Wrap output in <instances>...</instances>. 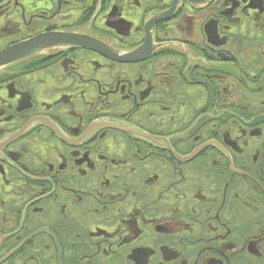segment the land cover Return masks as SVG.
I'll return each mask as SVG.
<instances>
[{"label": "flooded vegetation", "instance_id": "flooded-vegetation-1", "mask_svg": "<svg viewBox=\"0 0 264 264\" xmlns=\"http://www.w3.org/2000/svg\"><path fill=\"white\" fill-rule=\"evenodd\" d=\"M217 1H194L195 5H200L195 6V10L206 13L219 10L217 13L223 14L218 19L216 12L212 13L204 21V43L210 49L215 45L222 48L219 41L221 42L222 34L226 31L228 37L232 34L239 37L240 34L239 38H244L247 30H241L242 26H248L249 22L252 27L254 23L242 8L231 14L225 4L229 0ZM239 1L241 0H237ZM255 1L252 7L264 9L262 1ZM3 2L5 0H0L1 5ZM164 4L173 5V22L181 20L186 0H173L170 3L165 1ZM14 7L17 8L18 4H14ZM32 11L35 18L41 20L36 13V6ZM178 13L180 16H177ZM49 16L58 20L51 14ZM231 18L238 20L233 26ZM120 19L123 17L118 20ZM210 19L218 21L222 26L219 36L215 25L209 26ZM65 21L71 24L72 19ZM256 21L257 25L261 23L259 18ZM62 22L63 20L59 23L56 21L55 24L60 26ZM50 23H47L45 30L39 29L36 32L50 29L53 26ZM98 26L99 29L93 27L90 30L88 27L84 31L88 29L92 38H100V41L113 46L117 52V47L123 40L116 32L127 34L125 32L129 27L120 31L117 25L113 30L107 24L105 28ZM225 27L227 30H224ZM150 34L153 40L158 32L153 28L148 36ZM20 36L17 31L12 34V38ZM251 37L257 40V36ZM231 46L229 44L222 50L227 53L225 60L232 62L238 59L233 56L237 51ZM74 50L65 49L61 55L65 62L68 61V67L75 70L77 66L74 62L80 61L84 64L83 67L90 66L93 69L89 79L80 81L76 94L81 99L78 102L83 104L84 100L88 110L81 113L76 107L68 114L69 110L66 116H72L66 119L64 115L59 120L61 128H57V134L48 129V125H43L44 127L39 128L44 132L41 135L29 139L31 131L20 140L10 141L7 138L14 132L0 128V264H223L229 261L226 255L231 257L236 252L239 256L234 261H229L230 264H258V259L261 262L263 257L255 256L256 260H253L247 257V253L250 250L259 251L264 244V231L260 227L264 223L260 220L263 209L258 202L261 195L254 190L257 182L252 177L257 179L259 185L262 184L264 191V89L246 88L240 91L242 94L230 95V90L220 87L218 101L214 95L204 92L205 94L197 97L200 103L191 104L193 107L186 110L188 103L182 101H186L184 95L190 96L193 88L190 89L189 85L184 87L179 84L178 79L172 84V89V85L167 82L168 77H161L153 85L147 84L146 89L137 95L128 85L120 86L116 76L113 79L116 82L110 84H103L99 80L94 73L95 65L98 64L96 59L110 62L104 58L107 56L96 54L90 49L81 50L79 54L74 53ZM61 56H57V59ZM108 68L111 69V65ZM243 68L247 70V64ZM16 69L17 71L1 73L0 82L6 79L7 86L12 80L15 87L9 86L5 90L6 87L0 84V127L6 120L13 125L25 124L37 117L30 115L44 108V104L38 99V103L34 102V97L33 104H28L27 98H21L25 93L32 94L33 89L29 90L21 85L24 74H19L18 67ZM223 71L231 72L228 68ZM75 74L74 71H68L70 76ZM25 80L26 84L35 81L41 85L36 77L25 75ZM140 80L142 83L145 81L138 79L132 85H140ZM95 85L101 86L98 88L96 101L93 102L92 97L88 100L87 95L91 86ZM123 86H127L126 89ZM204 86L215 90L211 81L205 82ZM123 90L127 91L125 96H121L124 100H115L113 104L111 102V111L122 108L121 114L131 120L127 123L139 126L146 125L148 112H157V119L164 117L159 122L160 126H148L146 129L158 136L157 127L165 131L172 128L170 145L164 144L163 140L167 136L162 134L155 140L162 146L150 143V135L141 132L140 135L146 138L139 137L138 129H133L129 124L123 125L127 127L123 129L127 132L121 133L115 123L103 122V126L97 123L95 107L108 103L103 101L106 97L100 95L110 97L115 92L120 95ZM133 93L135 95L131 99ZM172 94L173 99L170 98ZM174 100L173 112L180 121L166 126L167 120L172 123V117L163 112L164 104ZM222 109L226 110L229 121L234 117L232 113L239 112L237 129L242 137L240 143L244 145L243 149H239L238 142L231 136L230 123L221 121L219 111ZM58 113H65V109H58ZM92 125L96 128L91 131L93 135L87 134L78 145L80 148L65 140L79 139ZM99 125L102 127L97 129L96 126ZM215 129H225V135H230L229 139H222ZM59 133L66 134L67 138H57L61 136ZM111 138L119 140V143L110 142ZM93 139L95 140L92 141ZM121 140L127 148H120ZM228 145L239 149L234 150L237 153L236 159V154L231 158L227 155V149H231ZM171 146L184 159L198 149L201 150V155L187 161L178 159ZM251 146L254 150L252 158L248 152ZM231 164L239 168L241 173L236 178H228L227 175L231 174H225L229 183L226 186L233 185L232 189L242 196L245 204L238 202L234 206L229 205L230 197L223 188L225 184L222 179L225 176L220 175L224 169H232ZM212 169L217 171L209 175ZM232 179L234 184H231ZM247 183H252L251 186L254 187H247ZM250 191L255 195L252 196ZM211 193H221V203L212 200L211 196L214 194ZM253 224L260 231L253 230ZM232 245L236 246V250L231 248Z\"/></svg>", "mask_w": 264, "mask_h": 264}, {"label": "rangeland", "instance_id": "rangeland-1", "mask_svg": "<svg viewBox=\"0 0 264 264\" xmlns=\"http://www.w3.org/2000/svg\"><path fill=\"white\" fill-rule=\"evenodd\" d=\"M100 1H101V6L99 12L95 15L93 19L91 29L93 27L99 29L100 27L98 25L104 27L106 26V24L107 26H109V29L111 30H113L116 25L118 27V30L120 31L126 30L129 27V30L125 32L127 34L116 32V35H118L119 38L123 40L122 44L125 47L126 44L128 43L127 48H131L136 45L142 44L146 40L147 32L145 29V18L147 14L154 9L164 10L169 8L172 5L169 6L167 4H164V2L168 1L170 3L173 0H100ZM215 1L217 0H213V2ZM222 1L223 0H218L217 2H222ZM254 1L255 0H241L237 2V0H234L233 2V0H229L228 2L225 3L229 7V11H231V14L235 10L238 11L242 8L245 13H248V19L251 18V20H254L252 27L249 22H247L248 26H245L246 28L242 26L241 30L243 29L247 30V32H245L246 36H243L244 38H242L244 39V42L242 41L241 38H239L240 34L239 37H234V34H232L229 36L230 37L229 38L228 33L226 31V33L222 34V38L220 39L221 42L219 41V43H221V47H222L221 49H220V45H215L213 49H210V47L207 48L204 43L205 39L203 37V26L206 22L205 20H207L208 19L207 16L209 17L212 13L214 14L216 12V15L219 17L218 19H221L223 14L217 13L219 10L212 11V13L200 12V10H195L190 0H186L187 4L185 9H183L184 15L180 18L181 20L176 19V21L173 22L171 20L172 18L171 15L165 19L157 20L154 23L155 29L158 32V34H155V41L156 42L180 41L187 43L195 47L197 50H199V52L202 55H204L205 58L209 61H229V60H225L227 58V53L222 49H226L225 47H228V45L230 44L232 45L231 47L233 48V50L237 51L236 53L233 54V56L238 59L232 62L238 63V66L246 80L251 81L253 84H257L261 79L262 75L264 74V35L258 37L260 34H264V9H258V7H252V3ZM261 1L264 3V0H260V2ZM14 4H18V7L15 8ZM97 4H98V0H64V1L59 0V3H57V0H8L7 3L0 6V49H4L10 46L11 44L18 43L22 40H26L30 37L42 33V32L37 33L36 30L39 29L45 30V26H47L48 22H51L50 25L53 26H51V28L48 27L50 29L46 28L47 30L44 32H52L55 31L56 29L61 30L64 28H75L78 26H82L84 23H86L91 19L92 15L94 14L97 8ZM56 5H58V7H56ZM35 6H36V13L41 20H37V18H35L33 14L34 11H32V9L35 8ZM49 14L53 15V18H58V20L50 18ZM177 16H180V13H178ZM121 17H123V19L118 20ZM256 18L260 19L261 23H259V25L256 24L257 23ZM60 19L61 21L63 20V22L59 26L57 25V23L55 24V22L56 21H58V23L61 22ZM70 19H72L71 24L70 22L67 21L64 22V20H70ZM237 22L238 20L231 18L230 23H232V26ZM210 25L213 26L215 25V28L217 30V35L222 32V26L219 24L218 21H211L210 19L209 26ZM58 26L61 29H59ZM231 29L232 27H230V30ZM224 30H227V28L225 27ZM14 31H17L18 33L21 34L20 37H15V38H22V39L17 40L15 38H12V34ZM251 36H255V37L257 36V40L252 39ZM70 48H74L75 49L74 53L77 54H79L81 50L90 49L93 50L94 53L96 54L99 53L102 56H107L104 58L109 60L110 62H107L103 59H96L98 64L100 65L98 66V64H96L95 65L96 68H94V73L98 75L99 80L103 84L105 83L110 84L111 82H116L115 80H113L114 77L116 76L118 77V81H119L118 84H120V86L128 85L129 88L133 89L135 94L138 93L137 95H139L141 91L146 89L147 84L153 85L152 83L159 81L158 79L161 77L163 78L167 76L168 77L167 82L170 85H172L178 79L179 84H182L184 87L189 85L190 89L191 87L193 88L190 96L184 95L186 101H182L188 103V105H186L187 106L186 110H188L192 106L191 104L200 103L197 97H200L204 92L210 93L212 95L211 89L204 86L205 85L204 82H190L189 79L185 76L184 69L187 64V60H186L187 53L180 52L179 50H173L166 47L161 51L156 52L151 56L142 59H138L134 61H121L114 59L91 47L76 46V47H69L68 49ZM63 51L54 55L44 54L41 58L32 60L30 62L18 66L9 67L10 71L12 70L17 71L16 67H18L19 68L18 71L21 70L19 71V74L21 75L22 73L24 74V78H23L24 82L21 83V85L25 86L26 88H29V90L33 89L31 91L32 94L25 93L24 96L23 95L21 96V98L23 100L27 98L29 101L27 103L33 104L32 98L34 97L35 103L36 102L38 103V101L36 100L38 99L40 102L44 104L42 105L44 106V108H41L40 111H37L36 114L30 115V117H33L35 115H49V116L53 115L54 117H52V119L55 122H57V124H59V120H62L64 118V115L66 116L69 110L70 111L68 112V114L71 113V111L76 107L79 108L78 110L81 113L88 110V108L84 103V100H83V104L82 102H78L81 99H79V97H76V94L78 93L77 86L80 84V81L82 79H89L91 76L90 73L93 71V69L90 68V66L83 67L84 64L80 61L74 62L77 66L75 70L70 69L68 67V64H66V62L68 61L65 62L64 57L61 56L64 54ZM221 51H223L225 54L224 53L222 54ZM57 56H61V57L57 59L58 58ZM55 64L56 66L53 67V65ZM244 64H247V70L243 68ZM108 65H111V69L108 68ZM58 67H60L59 70ZM68 71H74L76 74L70 76L68 75ZM200 71L202 72V75ZM190 74L192 76H201L207 78L211 82H213L216 94L218 93V89L220 87H224L227 90H230V95L242 94L240 93V91H244V89L246 90V88L252 89L245 83V81L240 76L231 72L224 73V71L220 69H208L202 65L194 64ZM25 75H27V77H36V80H40L39 83L41 85H38L35 81L26 84ZM180 77L182 78V80ZM138 79H144L145 81L142 83V80H140L139 81V83H141L140 85H132L133 83H137L136 81ZM211 79H213V81ZM0 84L5 86L7 84V80L4 79L2 82H0ZM262 85H263L262 87H259L254 90H258L261 88L264 89V82L262 83ZM9 86L11 88L15 87V85L12 84V80H10L9 84L5 86L6 87L5 90H7ZM100 86L98 87L96 85L91 86V89L88 92L89 95H87L88 100L89 98L92 97V101L94 102V100L97 98V94H98L97 92ZM123 87L126 89L127 86H123ZM166 89L169 88L167 87ZM172 89H174L173 85H172ZM124 91L125 90H123L122 94L120 95L118 94V92H115L114 96L113 93L110 92L111 93L110 97H107L105 95H100L101 97H106V99H104L103 101H108V103L105 104L101 103L102 106L98 105L97 107H95L97 109L96 110L97 118L103 116H115V117L125 118V121L128 122L131 121L129 119H126V116L122 115L123 114L122 108H117L115 111H111V107H110L111 102L113 104L115 103V100L116 101L124 100L123 97L121 98V96H125L127 94V91L125 92ZM164 92L166 93V90ZM134 93L131 95V99L134 97L135 95ZM170 98L173 99V94L170 96ZM208 99L211 101L209 97ZM63 102H67V103H63ZM172 104L175 106V100L166 101V105L164 104L163 112L165 113V115H170L172 117V123L170 124V120H167L165 122L166 126L175 125L180 121V119H177L175 117V112H173ZM63 108L65 109V113H58V109L60 110ZM156 113H154L153 111L152 113L148 112L149 114L148 119H146L148 123L146 122V125L142 124V126L139 125L137 126L142 128L146 132L153 134L146 128L148 126L153 128L154 125L160 126L159 122H161L164 118L162 116V119H157L156 116L158 115H156ZM71 116L72 115L66 116V119L67 118L70 119ZM196 118L197 116L194 117V119ZM220 119L222 122L230 123L229 128L233 134V135L231 134V136H233V139L238 142L239 149L240 148L243 149L244 145L242 146L240 143L242 137L240 136L237 129V124L239 125L238 123L239 116L237 114H234V117H232L230 121L228 117L225 119L223 117H220ZM24 125L25 124L23 123L13 125L11 121L6 120L4 124L2 122L0 128L2 130H16L22 128ZM43 125H47V124L44 123L37 124L33 126L31 129H29L26 133L20 135L15 140H20V138L24 137L28 132L31 131L32 132L30 134H32V136L31 137L28 136L29 139L41 135L43 131L39 128L44 127ZM48 129H50L54 134H56V132L51 126H49ZM117 129L121 133L127 132L118 127ZM157 129H158V135L159 134H162L163 136L172 135L171 132L173 131L172 128L168 130L166 129V131L162 130L161 127H157ZM215 131L224 140H228L230 137V135H228V137L225 135L226 133L225 129H221V130L215 129ZM234 131H237L238 133L235 134ZM70 133L73 134V131L70 130ZM45 136H47V133L45 134ZM57 138H59V136H57ZM95 139H93L92 141H94ZM61 140L63 139L61 138ZM112 141H117L119 143V140H114L113 138H111L110 142ZM136 141L138 142L139 140ZM252 141L254 143V139ZM120 144H121L120 148L121 146L127 148L123 140L120 141ZM8 145L6 147H8ZM71 145L74 146L73 144ZM76 145L78 146L79 144ZM78 147L80 148L81 146ZM227 147L228 148L231 147V149H233V151H231L230 148L227 150L231 154V156L236 154L234 157L236 159L237 153L234 150H239V149H237L235 146L232 145H228ZM253 151L254 150L252 149L251 146V149L248 151L250 152L251 158L254 156ZM199 152H201V150H198L196 154H194L191 158L187 160H190L192 158L201 155ZM184 165H186V163H184ZM215 171L217 170L212 169L209 175L213 174V172ZM228 173L231 174L230 176L227 175L228 178H230L231 176L236 178V175H238L241 172H237L233 169L230 170L224 169L221 172L222 175H220V177L225 176L226 179L225 174ZM163 177L165 178V176ZM252 177L257 182L256 184L251 179V181L254 184H256L255 186L256 188L254 190L259 192L261 195L258 202L262 205V209H263L261 212L262 216H260V220L264 222V205H263L264 191H262L263 186L262 184L261 185L258 184V181L257 179L254 178V176ZM171 178L172 177H169V179ZM224 180L222 179V183L225 184L223 188L225 189V191L228 192V197H230L229 205L234 206L238 202L241 204H245L242 196L237 195V192L232 189L233 185L227 187L229 185V183H227L228 180L227 179L225 181ZM232 183H233V179L231 180V184ZM242 185L244 186V181H242ZM246 185L247 187H254L251 186L252 183H247ZM211 199L219 201L221 203L222 194L215 193L214 195L211 196ZM260 227H262L261 229L264 231V223H261ZM257 228L258 227L255 224H253V230ZM234 229H237V227L234 226ZM257 230L260 231V229ZM239 238H242L243 240L245 239L244 237H240V236ZM242 239L240 241H243ZM231 248L236 250V246L234 245H232ZM243 252L245 253V251ZM237 256L239 255L236 252V254H233L231 257L226 255V258L229 259V261H234V259H236ZM255 256L264 258V244L261 248H259V251L253 252V250H250V252L247 253V257L249 259L256 260ZM229 261L223 264H230ZM256 261L258 264H264V259L261 262H259V259Z\"/></svg>", "mask_w": 264, "mask_h": 264}, {"label": "water", "instance_id": "water-1", "mask_svg": "<svg viewBox=\"0 0 264 264\" xmlns=\"http://www.w3.org/2000/svg\"><path fill=\"white\" fill-rule=\"evenodd\" d=\"M190 1L194 7L200 6V5H195L194 1L196 0H190ZM7 2L8 0H5V2H3L2 5ZM2 5L0 4V6ZM100 6H101V1L98 0L97 8L94 14L92 15L91 19L87 21L86 23H84L82 26H78L75 28H64L61 30L56 29L55 31H52V32H42L26 40H22L18 43L11 44L10 46L4 49H0V77H1V73L10 71L9 67L18 66V65L30 62L32 60L41 58L44 54L54 55L65 49H68L69 47H76V46L91 47L114 59L121 60V61H134V60L142 59V58L151 56L152 54L159 52L162 49L167 47L173 50H179L180 52L187 53V57H186L187 64L184 69V74L189 79L190 82H204L205 83L207 81H210L207 78H204L201 76H192L190 74L194 64L202 65L208 69L224 70L228 68L230 69L231 73H234L240 76L246 82V84L252 89H257L261 87L262 83L264 82V74L262 75L261 79L259 80L257 84H253L251 81L245 79L244 75L242 74L238 66V63H234L231 61H209L205 58L204 55H202L199 52V50H197L195 47L187 43L180 42V41L156 42L155 36L152 40L151 38L152 34H150L149 36L148 34L153 31V28L155 29V27H153L154 23L157 20L165 19L171 16V13L174 12V10L172 9L173 5L164 10H161V9H158V11H155V9L151 10L147 14L145 18V29L147 32V37H146V40L142 44L136 45L131 48H126L123 44H120V46L117 47L118 51L116 52L113 46L111 47L106 42L100 41V38L98 37L92 38L90 33H88V29L84 31V28H88V27L91 30L93 19L95 15L99 12ZM237 72H240V74ZM211 93L212 95H214L215 100L217 101L218 98H217L216 91L215 90L212 91L211 89ZM232 114H237L239 116V112L232 113ZM219 115L220 117H223L224 119L227 118L226 110L224 109L220 110ZM44 116L46 115H37V117L33 118L34 120H28L22 128L12 130L14 133L12 134V136L7 138V140L11 139L10 141H12V140L17 139L20 135L26 133L33 126L40 124V123H44V124L51 126L54 129V131L56 130L55 132H57L58 130L57 128H61L60 125L57 124V122H55L52 118H48ZM103 122H108L109 124L115 123V125H117V127L121 129L127 128V127H124L123 125L129 124L127 123L128 121H125V118H120V117H115V116H103L97 119V123L102 124V126L104 125ZM102 126L99 125V127L98 126L96 127L97 129H99ZM129 126L134 127L133 129L135 128L138 129L139 132H137V134L139 137L146 138V137H143V135H140V133L141 132L147 133L148 135L151 136L150 137L151 140L149 139V142L155 145H159V142L155 140L160 135L157 136V135L150 134L146 132L145 130H143L142 128L138 127L137 125L129 124ZM95 129L96 128L93 127V125L88 127L85 133L79 137V139L69 138V137L68 138L70 140L65 139L67 137L65 136L66 134H63V133H59L61 135L59 137H61L62 139H65L67 142L71 144H80L84 141L86 135L88 134L91 136L93 134L91 131ZM159 138L163 140L161 137ZM170 140H171L170 137L167 136L163 140L164 144L169 143L170 145ZM159 146H162V145H159ZM218 146H221V145L218 144ZM171 150L175 152L174 154L179 159L187 160L191 158L194 154H196L199 149L195 151L193 154H191L190 157L185 158V159L180 157V155L176 154V151L173 150L172 146H171ZM227 155L230 158L232 157L229 152ZM231 168L237 172H240L239 169L233 166V164H231Z\"/></svg>", "mask_w": 264, "mask_h": 264}]
</instances>
